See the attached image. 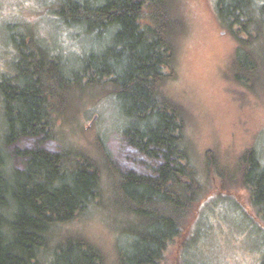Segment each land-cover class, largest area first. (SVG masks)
I'll list each match as a JSON object with an SVG mask.
<instances>
[{"label":"trees","instance_id":"trees-1","mask_svg":"<svg viewBox=\"0 0 264 264\" xmlns=\"http://www.w3.org/2000/svg\"><path fill=\"white\" fill-rule=\"evenodd\" d=\"M51 1L61 23L89 34L98 47L69 69L35 36H10L16 55L12 72L0 80V264H103L95 245L64 228L107 208L100 197L106 171L110 207L123 215L122 231L129 235L117 264H158L205 191L185 113L162 92L172 77L180 28L175 2ZM216 8L228 27H237L234 78L249 87L264 80V60L255 53L260 44L264 50V0H217ZM87 87L107 89L116 99L123 137L141 157L135 168L116 169L106 154L96 160L70 147L44 146L78 100L76 90ZM25 139L31 144L18 147ZM212 162L206 158L203 169L208 172ZM240 167L239 181L264 219V164L255 149L242 155Z\"/></svg>","mask_w":264,"mask_h":264},{"label":"rangeland","instance_id":"rangeland-1","mask_svg":"<svg viewBox=\"0 0 264 264\" xmlns=\"http://www.w3.org/2000/svg\"><path fill=\"white\" fill-rule=\"evenodd\" d=\"M51 2L0 0V80L12 72L16 55L12 33L35 36L41 48L59 54L69 69L79 68L80 59L97 49L89 34L55 17ZM174 2L180 28L174 37V63L168 69L172 77L162 92L185 113V134L201 169L205 191L158 264H263L264 219L239 178L240 159L247 150L255 149L264 164V80L249 87L247 81L234 78L237 27L230 28L219 18L217 0ZM261 48L262 44L255 52L260 61L264 60ZM75 93L78 100L67 117L57 121L55 139L44 146L51 150L70 147L96 160L106 154L116 169L135 168L141 157L123 137L124 118L111 92L87 87ZM30 144L25 139L17 145ZM10 157L15 166L17 159L11 153ZM208 157H213V162L207 172L203 163ZM109 174L103 175L100 195L107 208L75 219L65 225L64 233L80 235L95 245L103 264H117L118 251L129 235L122 231L127 224L123 215L110 207Z\"/></svg>","mask_w":264,"mask_h":264},{"label":"bare ground","instance_id":"bare-ground-1","mask_svg":"<svg viewBox=\"0 0 264 264\" xmlns=\"http://www.w3.org/2000/svg\"><path fill=\"white\" fill-rule=\"evenodd\" d=\"M102 185V184H101ZM105 185V184H104ZM103 204H104V202H103Z\"/></svg>","mask_w":264,"mask_h":264}]
</instances>
